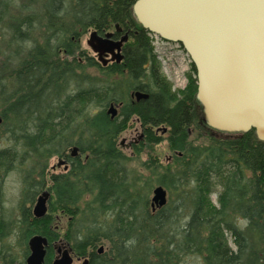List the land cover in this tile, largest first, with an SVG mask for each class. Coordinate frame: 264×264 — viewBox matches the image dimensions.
Here are the masks:
<instances>
[{
  "label": "trees",
  "instance_id": "trees-1",
  "mask_svg": "<svg viewBox=\"0 0 264 264\" xmlns=\"http://www.w3.org/2000/svg\"><path fill=\"white\" fill-rule=\"evenodd\" d=\"M135 2L43 0L40 15L11 16L10 45L17 43L12 57L18 63L7 59L9 73L0 72V141L9 142L0 149V169L22 178L21 216L15 220L22 242L26 248L29 238L41 235L51 244L59 236L50 225L60 217L67 219L65 240L89 264H182L189 256L202 264H264V143L254 131L220 133L205 144L191 140L199 122L208 126L197 79L178 94L172 91L152 35L133 13ZM10 4L0 0V13ZM43 23L41 42L35 41L33 32ZM108 26L130 32L132 41L121 63L103 67L81 51L79 39L87 29L101 33ZM22 44L31 46L24 57ZM88 68L99 75L87 74ZM137 91L149 98L133 99ZM112 104L119 105L115 118L108 113ZM133 118L144 129L143 145L166 140L174 154L165 167L154 159L144 163L152 177L141 184L119 145ZM161 127L168 129L165 138L155 132ZM73 148L77 157L70 156ZM57 157L69 160L67 171H50ZM155 185L170 194L156 209L150 199ZM42 192L51 195L49 215L37 219L29 205ZM214 193L219 207L212 204ZM9 221L1 215L3 237Z\"/></svg>",
  "mask_w": 264,
  "mask_h": 264
},
{
  "label": "water",
  "instance_id": "water-1",
  "mask_svg": "<svg viewBox=\"0 0 264 264\" xmlns=\"http://www.w3.org/2000/svg\"><path fill=\"white\" fill-rule=\"evenodd\" d=\"M133 13L137 22L163 41L179 44L196 69L197 100L203 120L223 134L255 132L264 143V0H136ZM129 34L120 40L111 35L90 34L88 45L103 66L124 60L123 48ZM111 55V59L108 56ZM137 101L149 94L137 91ZM114 104L108 111L118 115ZM167 129H165L166 132ZM78 149H73V154ZM50 194L37 199L33 213L42 219L48 214ZM168 203L167 190L153 191L154 209ZM47 238L34 235L29 240L27 264H44ZM71 248L65 247L53 264H73ZM105 248H99L102 254ZM82 264H89V259Z\"/></svg>",
  "mask_w": 264,
  "mask_h": 264
},
{
  "label": "rangeland",
  "instance_id": "rangeland-1",
  "mask_svg": "<svg viewBox=\"0 0 264 264\" xmlns=\"http://www.w3.org/2000/svg\"><path fill=\"white\" fill-rule=\"evenodd\" d=\"M43 0H11V4L9 8H5L4 13H0V72H2L3 76L9 73L6 66H4V62L6 61L7 65L10 62L16 66L18 61H16L12 56L14 54V48H17V43L10 45L11 33L12 29H10V19L11 16L22 18L28 15H40L42 12L41 2ZM9 5V4H8ZM2 6L0 5V10ZM1 12V11H0ZM45 23V21H44ZM43 24L36 27V30L33 32V38L35 41H40L42 39V32H44ZM93 30H88L85 34H82L80 40L81 50L86 53L87 56L93 57L96 59L98 63L102 65L99 61L98 56L93 52V50L88 45V40L90 38V34ZM91 32V33H90ZM129 34V33H128ZM128 42L132 41V35L130 36ZM127 42V44H128ZM152 42L154 46V52L156 54L157 60L159 62L161 72L167 82L170 84L171 89L174 93L178 94L180 91L187 88L189 85L190 79L196 77V72L193 70V63L191 58L186 53V51L179 45L174 43H167L161 39H158L155 35H152ZM23 45V44H22ZM126 46V45H125ZM31 46L23 45V48L20 52L23 57L24 54L29 50ZM124 54V53H123ZM21 55V57H22ZM20 57V58H21ZM22 57V58H23ZM9 59V60H7ZM85 59V58H84ZM87 74L90 75H99L98 70L95 68H88L86 70ZM136 100V97H132ZM119 111V105H117ZM196 111L200 114V108L197 106ZM201 115V114H200ZM200 129H195L194 127L191 131V140H193L196 144H205L209 141V138L216 135L215 132L210 131L208 126L201 121L199 122ZM164 127L156 129L155 132L162 137L168 136V129L163 131ZM161 130V131H160ZM144 129L141 125V122L137 118H133L130 122L127 129L122 133L119 138V145L122 151L131 158L129 163V168L131 170V174L136 176L138 182L141 184L144 180L151 178L150 171L146 169L144 163L151 164V160L157 165H161L163 167L169 165L173 160V153L169 150L168 142L162 141L160 144L154 145H143L142 144V134ZM4 127L2 119L0 118V137H4ZM9 142L0 141V149H4V146H7ZM150 166V165H149ZM56 167L55 170L52 168ZM50 171L51 172H63L64 166L59 167L58 157L53 158L50 161ZM141 180V181H140ZM158 185H155L151 191L150 199L153 197V191ZM22 199V178L18 172H11L7 176L4 173L3 169H0V218L1 215H5L8 220H10L13 224L10 226L11 232L15 231L19 234L18 243L16 239V244L18 247L17 253H23L25 250L24 245L21 242V232L20 228L15 225V220L19 219L21 216L20 210H18V206L21 203ZM167 199L169 201L170 194L167 191ZM212 204L216 207H219L218 194L214 193L211 196ZM30 208L33 205H29ZM9 221V222H10ZM62 222L59 223L61 227H63L62 231H65L67 219H61ZM14 233V232H13ZM9 238V237H7ZM230 245L232 244V240L230 239ZM74 264H82V260L78 261L76 257H74ZM21 260V257H19ZM24 262L22 259L21 262ZM182 264H202V262L195 256L187 257Z\"/></svg>",
  "mask_w": 264,
  "mask_h": 264
},
{
  "label": "flooded vegetation",
  "instance_id": "flooded-vegetation-1",
  "mask_svg": "<svg viewBox=\"0 0 264 264\" xmlns=\"http://www.w3.org/2000/svg\"><path fill=\"white\" fill-rule=\"evenodd\" d=\"M88 30L97 31L95 29H87L86 32ZM93 31H91V32H93ZM128 33H129V36H131L130 32H128ZM98 34L101 37H106L107 35H111L112 39L117 41V40H120L127 33L124 32V30L121 29L118 26H115L114 28L108 26L105 29H103L101 33L98 32ZM80 40H81V38L79 39V42H80ZM125 45H124V48H125ZM124 48H123V52H124ZM108 58L111 59V55H109ZM109 64H113V62L108 63V65ZM216 135L222 136L220 133H216ZM226 136H228V135H226ZM144 137H145V134L143 132L142 137H141L142 140L144 139ZM73 149H71L69 151L70 156L71 157H77L79 155V151H77V153L74 155L73 154ZM58 163H59V167L60 166H64V170L65 171H67L69 169L70 163H69V160L66 157L58 158ZM55 168L56 167H53L52 169L55 170ZM43 193L44 192H42L40 195H42ZM38 197L36 198L35 202L32 204L33 207L30 208V206H29V208L32 210V213H33V209H34V206H35V204L37 202ZM50 201H51V195L49 196V199L47 201V205H48V214L47 215H49V204H50ZM20 209H21V207L18 206V210H20ZM33 215H34V213H33ZM57 220H58V222L52 223L50 225V228H51L52 232L56 233L59 236V238H57L56 240H53L51 244H50L49 240L47 239L48 240V246L46 247L47 253H46L44 264H47V262H49V264H53V262L57 258L61 257L62 252L65 250V247L69 246L71 248V244L69 242H67L65 240V238H64V235H63L64 232L62 231L63 227H61V225H59V223L62 222L60 220V217H57ZM10 226H12V225H10ZM13 232H11L10 227L6 231L5 237H3V234L0 232V264H24V263L27 264V259H28L29 255L31 253L30 252V247H29L30 238L27 241V244H26L27 247L25 248L23 253L18 254L19 252L17 253V250H18L19 244L17 246V244L15 242H16V239H17V243H18L19 234L17 232H15V231H13ZM7 237H9V238H7ZM21 242H22V239H21ZM22 244H23V242H22ZM71 250H72L71 251V255L73 256V259L75 260L74 257H76V255H75V253H74L72 248H71ZM98 252H99V250H98ZM50 253H53L51 255V257L49 256ZM19 257H21V260L23 259L24 262L23 261L21 262V260H19ZM76 258H77L78 261L82 260V262H83L84 259H86V258H82V257H76ZM73 264H74V262H73Z\"/></svg>",
  "mask_w": 264,
  "mask_h": 264
}]
</instances>
